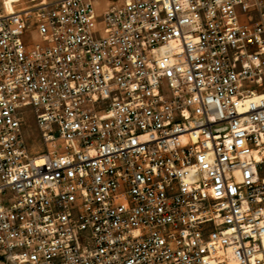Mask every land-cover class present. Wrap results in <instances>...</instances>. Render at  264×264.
Returning <instances> with one entry per match:
<instances>
[{
  "label": "built area",
  "instance_id": "1",
  "mask_svg": "<svg viewBox=\"0 0 264 264\" xmlns=\"http://www.w3.org/2000/svg\"><path fill=\"white\" fill-rule=\"evenodd\" d=\"M0 264H264V0L0 16Z\"/></svg>",
  "mask_w": 264,
  "mask_h": 264
},
{
  "label": "rangeland",
  "instance_id": "2",
  "mask_svg": "<svg viewBox=\"0 0 264 264\" xmlns=\"http://www.w3.org/2000/svg\"><path fill=\"white\" fill-rule=\"evenodd\" d=\"M42 0H19L18 3L17 0H0V16H4L8 13L14 12V11H20L21 9L34 6L36 4H39ZM50 1V0H47ZM102 0H92L93 4L96 5ZM26 134H27V141L30 150L32 151L31 155L35 156L37 152L40 151L38 146L40 145V137L39 132L36 128L35 123V115L31 112V110H27L26 115Z\"/></svg>",
  "mask_w": 264,
  "mask_h": 264
},
{
  "label": "crops",
  "instance_id": "3",
  "mask_svg": "<svg viewBox=\"0 0 264 264\" xmlns=\"http://www.w3.org/2000/svg\"><path fill=\"white\" fill-rule=\"evenodd\" d=\"M126 0H102L97 3L95 6L98 13H102L111 6H120L125 3Z\"/></svg>",
  "mask_w": 264,
  "mask_h": 264
},
{
  "label": "bare ground",
  "instance_id": "4",
  "mask_svg": "<svg viewBox=\"0 0 264 264\" xmlns=\"http://www.w3.org/2000/svg\"><path fill=\"white\" fill-rule=\"evenodd\" d=\"M17 13V11H14V12H11V13H8V15L9 14H16ZM259 98L258 97H255V100H258ZM258 159H259V156H256Z\"/></svg>",
  "mask_w": 264,
  "mask_h": 264
}]
</instances>
